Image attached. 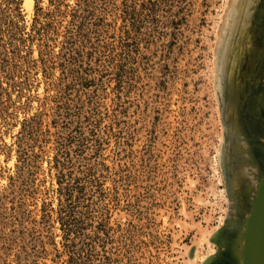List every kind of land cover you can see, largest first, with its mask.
<instances>
[{
  "label": "rangeland",
  "instance_id": "1",
  "mask_svg": "<svg viewBox=\"0 0 264 264\" xmlns=\"http://www.w3.org/2000/svg\"><path fill=\"white\" fill-rule=\"evenodd\" d=\"M263 2L0 0V264H237L264 180V65L243 54Z\"/></svg>",
  "mask_w": 264,
  "mask_h": 264
},
{
  "label": "bare ground",
  "instance_id": "2",
  "mask_svg": "<svg viewBox=\"0 0 264 264\" xmlns=\"http://www.w3.org/2000/svg\"><path fill=\"white\" fill-rule=\"evenodd\" d=\"M26 4L29 7V9H32L33 5H34V0H26ZM257 7L258 8H257L256 13L254 14V13H252L254 11H252L251 14H249V16H247L248 18H245V20L243 21V24L245 26L244 40L246 39L245 49L248 46V51H249L248 52L246 49V52H245V49H243V54L244 55H245V53L248 54V61H247V59H245V60H246V65H247L249 71L256 68V65L260 64V62L263 63V65H264V15H263L264 14V2H263V5H261V6L257 5ZM235 62L236 63L238 62V64H239V60L235 61ZM228 86H229L228 88H229V96H230V84H228ZM226 89H227V87H226ZM230 98H231V96H230ZM228 99L229 98H226V102ZM229 114H230L229 116L232 118L231 119L232 120L231 121L232 122V125H231L232 128L230 130V139L228 142V146L230 149L228 160L231 162L230 165L232 167V171H231V173H232L231 177L232 178H230L229 182H230V187L232 188V191H233V195L235 196V198L238 196V198L236 199V203H237L239 215H237V217H238V220L240 221L241 217H242V213L244 211V205H245V200H246V198L243 199L242 194L246 193L247 196H249L250 191L252 189V185H251V178L252 177L248 171L249 165L247 164V162L253 155L251 153H249V151L252 152L250 146L248 148H245V149L243 148V146H241L242 149H238L239 145H241V139H240L241 137H240V132L238 130L239 126L237 125V121H236L237 119H236L235 113L233 111H231V113H229ZM247 155H249V157H247ZM250 155H251V157H250ZM226 160H227V157H226ZM233 187H234V189H233ZM234 192H236V193L234 194ZM250 218H251V214H250V217L247 221L246 233H247V229L249 226ZM245 240H246V234H245L243 241H242V247L243 248L241 250L242 253L240 255V258L237 257L238 252L233 253L234 251H236V249L230 250V252L232 254H231V256L229 254V256H230L229 258L230 259L232 258L235 263L237 262V264H239V263L243 264Z\"/></svg>",
  "mask_w": 264,
  "mask_h": 264
},
{
  "label": "water",
  "instance_id": "3",
  "mask_svg": "<svg viewBox=\"0 0 264 264\" xmlns=\"http://www.w3.org/2000/svg\"><path fill=\"white\" fill-rule=\"evenodd\" d=\"M241 146L239 145L238 149H242ZM243 264H264V180L251 212Z\"/></svg>",
  "mask_w": 264,
  "mask_h": 264
}]
</instances>
